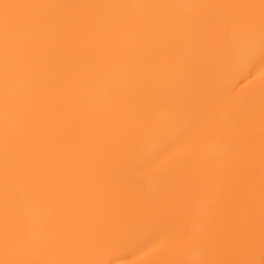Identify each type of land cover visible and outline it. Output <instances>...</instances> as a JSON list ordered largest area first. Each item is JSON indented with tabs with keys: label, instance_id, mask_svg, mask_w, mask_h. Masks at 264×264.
Here are the masks:
<instances>
[{
	"label": "bare ground",
	"instance_id": "1",
	"mask_svg": "<svg viewBox=\"0 0 264 264\" xmlns=\"http://www.w3.org/2000/svg\"><path fill=\"white\" fill-rule=\"evenodd\" d=\"M24 2L210 0H0ZM224 14L191 8L9 10L13 17L50 21L21 31L34 60L13 66L10 85L30 117L21 122L12 116L23 165L12 223L26 244L54 245L75 223L73 201L79 199L103 216L99 227L108 243L98 254L105 264L241 258L253 190L259 221L264 49L258 28L221 24ZM141 18L153 23L140 25ZM2 104L0 82V132ZM68 176L73 184L53 199L37 204L25 194L27 179L47 183ZM2 208L0 200V228ZM42 254L33 248V258Z\"/></svg>",
	"mask_w": 264,
	"mask_h": 264
},
{
	"label": "snow or ice",
	"instance_id": "2",
	"mask_svg": "<svg viewBox=\"0 0 264 264\" xmlns=\"http://www.w3.org/2000/svg\"><path fill=\"white\" fill-rule=\"evenodd\" d=\"M43 8H145V9H209L221 10L224 15L218 18L221 24H231L234 28L243 27L248 30L259 29L261 47L264 49V0H232V2H210L177 4V3H88V4H46L36 2L3 3L0 4V82L3 94V128L0 132V200L3 208V226L0 228V264H105V260L98 254L99 250L108 243V237L100 230L103 216L99 210L88 208L83 201H73L76 214L75 223L65 230L61 238L54 244L42 243L37 246L26 244L12 220L15 216L17 194L14 185L21 178L22 162L17 158L15 145L18 140V128L12 123L13 114L18 121H30L21 111L22 98H13L10 85L14 77L13 66L24 68L33 63L34 57L31 50L21 41V31L26 26L40 28L49 23L46 17H13L9 15L11 9H43ZM140 25L153 23V18H141L137 21ZM237 107H242L244 101L237 99ZM262 121H264V105H262ZM261 179L259 189V221L256 215V194L250 193L248 212L239 240L242 252L240 259L202 260L199 264H264V140L261 145ZM26 196L36 202L42 203L56 197L57 193L65 186L73 184V177L57 178L55 182H37L27 179ZM62 203V202H61ZM80 235L77 236L76 233ZM210 236V233L207 234ZM41 250L40 258H33V248ZM66 253L80 254L79 258H59ZM196 264V262H188Z\"/></svg>",
	"mask_w": 264,
	"mask_h": 264
}]
</instances>
